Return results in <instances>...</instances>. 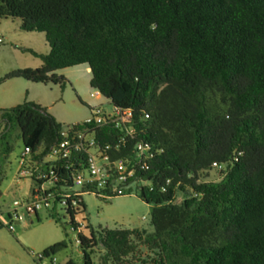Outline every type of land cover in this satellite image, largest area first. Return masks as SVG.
I'll list each match as a JSON object with an SVG mask.
<instances>
[{
  "label": "trees",
  "instance_id": "16d2710c",
  "mask_svg": "<svg viewBox=\"0 0 264 264\" xmlns=\"http://www.w3.org/2000/svg\"><path fill=\"white\" fill-rule=\"evenodd\" d=\"M1 16L19 17L49 45L45 53L23 47L41 64L3 78L64 85L56 69L87 63L90 86L132 110L135 132L116 152L133 155L139 139L155 151L124 189L135 183L153 204L150 228L86 223L84 264H264V0H0ZM0 118V143L16 126L31 148L32 195L45 181L37 169L52 165L71 183L78 163L44 160L64 126L45 106L23 100L0 107ZM94 131L102 142L124 133L109 123ZM212 168L217 179L202 177ZM59 209L75 224L56 200L49 215Z\"/></svg>",
  "mask_w": 264,
  "mask_h": 264
},
{
  "label": "rangeland",
  "instance_id": "374dc122",
  "mask_svg": "<svg viewBox=\"0 0 264 264\" xmlns=\"http://www.w3.org/2000/svg\"><path fill=\"white\" fill-rule=\"evenodd\" d=\"M0 35L3 37V41L0 42V96L3 91L6 92L5 86L10 87L12 91L21 92L19 100H15L17 96L9 97L13 100H6V106L23 101L25 92L28 90V97L40 95L43 99L40 101H44L46 105H49L47 103L53 104L50 109L56 114L62 125L82 122L86 116L91 114L88 105L83 103V99L70 81L60 85L31 81L19 76L3 79L4 74L12 68L34 67L41 64L40 57L24 50L23 47H30L37 52L45 53L48 51L49 45L42 31L21 28L19 17L1 16ZM86 66L87 63H79L56 69L55 72L70 76L79 87L82 97L89 96L91 101L99 102L98 104L105 111H110L112 105L109 99L106 97L95 98V95H90L94 88L89 84L91 73L86 70ZM12 80H18V82L8 83ZM52 97L56 100H50ZM3 141L9 143V148L5 147L6 144ZM22 147L18 127L12 126L9 130L7 129L5 138H2L0 143V221L2 222L0 227V264H40L35 259L34 253L42 251L43 245L61 239L65 240L66 244L55 253L56 261L53 264H61L68 259L71 260L70 264H82V250L74 241L77 233L71 229L70 223H68L69 217L64 210L59 209L58 218L55 219L49 215V209L42 206L38 209V214L31 213L21 221L9 220L7 211L11 207L13 199L31 197V188L35 183L30 175L19 173L20 164L18 161ZM201 175L207 179H217L221 172L212 168L203 171ZM82 197L85 209L78 217H85L86 223L90 226L150 228V210L153 204L139 196V190L135 183L130 184V189L127 192L111 197H105L94 191H84ZM28 217L32 220L30 221ZM9 221L13 224L12 229L6 225ZM45 264L52 263L46 259Z\"/></svg>",
  "mask_w": 264,
  "mask_h": 264
},
{
  "label": "built area",
  "instance_id": "2783aa9c",
  "mask_svg": "<svg viewBox=\"0 0 264 264\" xmlns=\"http://www.w3.org/2000/svg\"><path fill=\"white\" fill-rule=\"evenodd\" d=\"M2 41L3 37L0 35V42ZM111 105V110L105 111L99 104H96L91 107V114L82 120L81 126L77 122H72L60 129L59 138L50 146L44 160H67V163L73 164V166L78 163L81 167H76L73 170L71 183H66L61 179L52 165L48 170L37 169L36 176L45 178V181L39 184L36 195L24 199H13L12 205L7 211L9 220H23L27 214L36 213L42 206L50 209L56 200L60 207L73 211L72 216L75 224H70V227L77 233L74 238L75 243L80 244L79 233L85 229L86 225L85 217H78L83 211L80 206L82 192L104 188L100 194L105 197H111L114 193L122 194L136 168L144 167L146 160L151 158L155 152L151 143L145 139L134 142L133 155H120L116 152L126 141V136L133 137L135 127L130 123L131 108ZM147 115L145 114V116ZM105 123L120 128L124 133L112 140L104 142L98 140L94 128ZM83 158L86 161L85 165L80 163ZM18 162L20 164L19 173L31 176L33 173L31 162L35 161L31 159V148L28 145L22 147ZM213 165L217 168L222 167V164L217 162H213ZM59 180H63L62 183L50 189L52 184ZM164 188L165 184L162 185V189ZM67 215L71 216L69 213ZM6 225L13 228L11 221ZM34 257L40 264H45L46 259L52 264L56 261L55 254L45 255L42 251L34 253Z\"/></svg>",
  "mask_w": 264,
  "mask_h": 264
},
{
  "label": "crops",
  "instance_id": "0c3cea01",
  "mask_svg": "<svg viewBox=\"0 0 264 264\" xmlns=\"http://www.w3.org/2000/svg\"><path fill=\"white\" fill-rule=\"evenodd\" d=\"M35 56H37V55H35ZM37 57H39V56H37ZM41 59V58H40ZM86 70L88 71H90V67L87 65L86 66ZM63 75H65L68 79H69V81H70V83L72 84V85H74V87L76 88V90H77V92H78V94L81 96V98L83 99V102H85L86 104H88V107H89V109H90V106H93V105H96V104H98L99 102H93V101H91V98L88 96V97H82V95L80 94V89H79V87L76 85V83L71 79V77L70 76H68V75H66L65 73H62ZM9 78H12V77H9ZM9 78H3V79H9ZM12 82H14V83H16V82H18V80H15V81H11V82H8V83H12ZM10 84H9V86H10ZM4 89L6 90V92L5 91H3V93H2V95L0 96V100H2L1 101V105H0V107H6V100H13V99H9V97H11L12 96V98L13 97H15V96H17L16 97V99L15 100H19V94L21 93V92H17V91H12L11 89H10V87H8V86H5L4 87ZM26 95H25V97H24V100H34V101H36V102H38V103H40L41 105H43V106H45L46 107V109L49 111V112H51L54 116H55V118L58 120V117L56 116V114L50 109V107H52L53 106V104L52 103H47V104H49V105H46V103L44 102V101H40V100H43L41 97H40V95H32V96H30V97H28V95H29V91L28 90H26ZM85 94H86V96H87V91L85 92ZM95 95V98H99V97H105V96H103L99 91H97L96 89H94V91L93 92H90V95ZM107 99V98H106ZM50 100H56L54 97H52ZM8 106V105H7ZM59 121V120H58ZM32 195V194H31ZM29 198V197H28ZM36 212H38V211H36ZM36 214V213H35ZM38 214V213H37ZM30 214H27L24 218H26L27 216H29ZM28 219L31 221L32 219L30 218V217H28ZM17 221H21V220H17ZM48 245V244H47ZM47 245H43L42 246V249L45 247V246H47ZM70 259H68V260H66V261H64L63 263H61V264H65V263H67L68 261H69Z\"/></svg>",
  "mask_w": 264,
  "mask_h": 264
}]
</instances>
